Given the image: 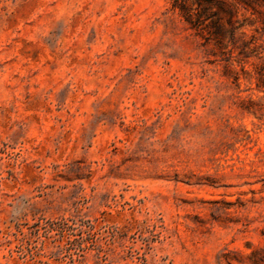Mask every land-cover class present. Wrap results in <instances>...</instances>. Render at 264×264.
<instances>
[{
  "label": "rangeland",
  "instance_id": "374dc122",
  "mask_svg": "<svg viewBox=\"0 0 264 264\" xmlns=\"http://www.w3.org/2000/svg\"><path fill=\"white\" fill-rule=\"evenodd\" d=\"M223 1L234 48L169 0H0V264H264V7Z\"/></svg>",
  "mask_w": 264,
  "mask_h": 264
},
{
  "label": "trees",
  "instance_id": "16d2710c",
  "mask_svg": "<svg viewBox=\"0 0 264 264\" xmlns=\"http://www.w3.org/2000/svg\"><path fill=\"white\" fill-rule=\"evenodd\" d=\"M245 11L256 12V7H264V0H236ZM172 11H176L184 23L192 30L206 32V40L212 41L218 47L224 43L233 46L236 42V33L241 26L233 21L231 9L223 0H169ZM244 49L246 48L243 44ZM241 49L239 55L244 54ZM260 85L264 87V73H259Z\"/></svg>",
  "mask_w": 264,
  "mask_h": 264
}]
</instances>
